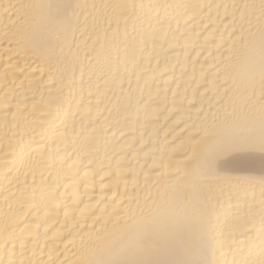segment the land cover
<instances>
[{"label":"bare ground","instance_id":"bare-ground-1","mask_svg":"<svg viewBox=\"0 0 264 264\" xmlns=\"http://www.w3.org/2000/svg\"><path fill=\"white\" fill-rule=\"evenodd\" d=\"M0 264H264V0H0Z\"/></svg>","mask_w":264,"mask_h":264}]
</instances>
